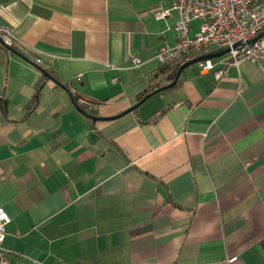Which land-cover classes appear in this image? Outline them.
<instances>
[{"label":"crops","instance_id":"obj_1","mask_svg":"<svg viewBox=\"0 0 264 264\" xmlns=\"http://www.w3.org/2000/svg\"><path fill=\"white\" fill-rule=\"evenodd\" d=\"M175 2L0 0L20 42L0 43L10 261L264 264L262 68L245 60L217 79L196 63L122 114L171 82L156 54L176 43L178 13L154 12ZM34 60L69 88L47 77L30 110L44 76Z\"/></svg>","mask_w":264,"mask_h":264},{"label":"built area","instance_id":"obj_2","mask_svg":"<svg viewBox=\"0 0 264 264\" xmlns=\"http://www.w3.org/2000/svg\"><path fill=\"white\" fill-rule=\"evenodd\" d=\"M178 13V20L172 26L177 36L173 45L164 44L156 59L167 65L186 57H197L226 48L230 51L223 57L199 62L204 70L213 71L217 79L227 74L228 67L250 61L264 71V35L254 43L249 41L264 33V0H176L170 8H159L154 12L158 20L166 19L172 12ZM198 21V30L191 34V22ZM0 43L8 49H16L20 42L10 25L0 16ZM132 67L141 65L140 58H130ZM219 66V67H217ZM78 80L82 76H77ZM114 82L117 78H114ZM10 216L0 208V264H21L8 258L3 247L6 227Z\"/></svg>","mask_w":264,"mask_h":264},{"label":"water","instance_id":"obj_3","mask_svg":"<svg viewBox=\"0 0 264 264\" xmlns=\"http://www.w3.org/2000/svg\"><path fill=\"white\" fill-rule=\"evenodd\" d=\"M262 35H264V33H261L259 34L258 36H256L255 38L251 39L249 41V44H252L254 43L257 39H259ZM230 51L229 48H226V49H223V50H220V51H217V52H211V53H208V54H203V55H200V56H197L195 58H192L186 62H184L178 72H177V75L175 77V79L173 81H171L169 84L167 85H164L162 87H159L155 90H153L152 92L148 93L147 95H145L139 102H137L134 106H132L131 108H129L128 110H126L125 112H123L122 114H125V113H128L130 111H133L135 109H137L142 103H144L149 97H151L152 95L154 94H157L159 92H162V91H165V90H169V89H172L173 87H175V85L177 84L178 80H179V77L182 73V71L187 68L188 66L190 65H193V64H196V63H199V62H202V61H206V60H212V59H217V58H221L223 56H225L228 52ZM43 72V74H45L47 77H49L50 79L58 82L60 84V82L58 80L55 79L54 76H52L51 74H49L46 70H41ZM81 110V109H80ZM82 111V110H81ZM83 112V111H82ZM93 119H96L95 117H92ZM98 119V118H97Z\"/></svg>","mask_w":264,"mask_h":264},{"label":"trees","instance_id":"obj_4","mask_svg":"<svg viewBox=\"0 0 264 264\" xmlns=\"http://www.w3.org/2000/svg\"><path fill=\"white\" fill-rule=\"evenodd\" d=\"M192 58H195V56H193V57H186V58H183V59H179V60L173 61V62H171V63H169V64H167V65H162V66L160 67V72L163 73V74H164V73H167V76H168L167 80H168V81H173V80L175 79L176 75H177V72H178L180 66H181L184 62H186V61H188V60H190V59H192ZM33 63L36 64L41 70H46L49 74H51L52 76H54L55 79L58 80V81L60 82V84H62L66 89L69 88L68 84H65V83L63 84V83H62V82H61V81L55 76V74L53 73V71H52L51 69H49V68H43V67L40 65L39 62H36V60H34ZM46 79H47V76L44 74V76L42 77V79H41V80L39 81V83L37 84V92H36L34 98L32 99V101H30V103L28 104V107H29L30 110H32V109L34 108V106L36 105V103H37V101H38V98H39L40 91H41V87H42L43 83L46 81ZM179 83H180V80H178L177 85H178ZM156 87H161V86H160V85H158V86H153V87H151L150 89L145 90L144 92H142V93L139 95V97H138V101H140V100H141V99H142L147 93L152 92ZM82 111L85 113V111H84L83 109H82Z\"/></svg>","mask_w":264,"mask_h":264},{"label":"rangeland","instance_id":"obj_5","mask_svg":"<svg viewBox=\"0 0 264 264\" xmlns=\"http://www.w3.org/2000/svg\"><path fill=\"white\" fill-rule=\"evenodd\" d=\"M156 96H162V95H156ZM155 98H162V97H154V99H152V101H155L156 99ZM150 101V102H152Z\"/></svg>","mask_w":264,"mask_h":264}]
</instances>
